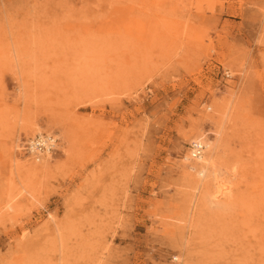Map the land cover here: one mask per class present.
<instances>
[{
  "label": "rangeland",
  "instance_id": "1",
  "mask_svg": "<svg viewBox=\"0 0 264 264\" xmlns=\"http://www.w3.org/2000/svg\"><path fill=\"white\" fill-rule=\"evenodd\" d=\"M0 264H264V0H0Z\"/></svg>",
  "mask_w": 264,
  "mask_h": 264
},
{
  "label": "bare ground",
  "instance_id": "2",
  "mask_svg": "<svg viewBox=\"0 0 264 264\" xmlns=\"http://www.w3.org/2000/svg\"><path fill=\"white\" fill-rule=\"evenodd\" d=\"M50 135H52V134L38 133L29 139L35 140L36 137H39L44 145H48L49 139L52 140ZM191 142L195 143L197 145L199 144L203 148L201 149L200 155H198V156H192V154H196V150H192V151L188 150L190 158L193 159L194 161L190 160L188 158L192 162H190V163L186 162V164L189 166H190V164H192L193 168L197 169V178L195 180L193 179V184L197 189L203 190V192L205 193L206 192L205 188H206L207 182L211 181V180L217 181L218 175H217V171H216V165L212 161V155H213L215 147L211 142L202 140L201 137H197V140H192ZM56 144H57V139H56V142H54L53 149H55ZM48 147L49 146H47V149L43 153L37 152L36 150L33 149V147L32 148L28 147L27 153L32 155L34 157V159H37L38 162L45 161L47 159V157L45 158L44 156H46L48 153L51 152V149H48ZM36 164H35V166H37ZM229 188H230V185L226 181L222 182L221 184L215 186V191L212 192L210 194V196L213 197V199H214L217 196L219 197V195H225L226 191ZM211 202L214 203L212 198H211Z\"/></svg>",
  "mask_w": 264,
  "mask_h": 264
},
{
  "label": "built area",
  "instance_id": "3",
  "mask_svg": "<svg viewBox=\"0 0 264 264\" xmlns=\"http://www.w3.org/2000/svg\"><path fill=\"white\" fill-rule=\"evenodd\" d=\"M50 136H51L52 140L49 139L48 145H44L42 143L41 139L39 137H36L35 140H29L28 141L27 147H31V148L33 147V149L39 153L45 152V150L47 149V146H49L48 149L53 150V146H54V142H56V138L52 135H50ZM202 148L203 147H201L199 144L197 145V144L191 142L190 147H189V151L196 150V154H192V156H198V155H200Z\"/></svg>",
  "mask_w": 264,
  "mask_h": 264
}]
</instances>
